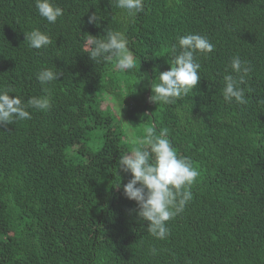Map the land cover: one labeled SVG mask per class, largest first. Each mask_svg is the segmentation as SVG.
Returning <instances> with one entry per match:
<instances>
[{"label": "trees", "instance_id": "obj_1", "mask_svg": "<svg viewBox=\"0 0 264 264\" xmlns=\"http://www.w3.org/2000/svg\"><path fill=\"white\" fill-rule=\"evenodd\" d=\"M55 3L64 12L50 24L35 0H0V88L50 99L47 110L27 109L31 119L0 125V264H264V0H144L132 16L114 0ZM93 13L97 24L88 22ZM34 28L51 36L47 49L24 41ZM107 30L127 37L133 70L83 52L87 34ZM189 32L215 45L197 56L198 85L173 104L150 103V82ZM235 55L253 66L247 105L222 94ZM44 68L58 80L41 86ZM147 127L166 128L200 173L166 240L129 214L136 202L122 186L130 174L117 168L133 147L129 133L139 140Z\"/></svg>", "mask_w": 264, "mask_h": 264}, {"label": "clouds", "instance_id": "obj_2", "mask_svg": "<svg viewBox=\"0 0 264 264\" xmlns=\"http://www.w3.org/2000/svg\"><path fill=\"white\" fill-rule=\"evenodd\" d=\"M114 4L125 10L128 16L142 13L145 7L144 0H114ZM35 7L39 15L50 24L55 23L64 12L55 0H35ZM88 22L97 24L98 17L95 13L89 16ZM24 34V41H27L29 48L47 49L52 44L51 36L39 28ZM84 40L83 52L95 64L117 57L118 69L130 71L136 67L134 54L128 48V40L123 32L107 30L103 38L87 34ZM214 48L215 45L206 35L192 32L179 35L171 48V67L156 75L158 82H150L149 102L173 104L177 99L187 96L201 79V64L197 56L207 55ZM229 67L232 72H226L223 76V98L229 103L235 101L237 105H247L246 92L251 93L253 89L243 85H246V77L252 72L253 66L235 55L231 58ZM60 75L61 73L51 68H44L37 73V80L44 86L58 80ZM13 92L11 88H0V125L31 119V113L27 110L29 108L42 111L50 107V99L46 96H33L24 101L18 95L11 96L10 93ZM258 103L264 105V99ZM120 110L121 106V114ZM144 131L145 136L139 140L129 133L133 147L118 158L117 168L124 174H130V179L122 186V194L128 200L136 202V207L130 209L129 214L135 213L138 221L142 222V227L144 221L148 222L147 233L157 240H166L170 235L167 222L183 212L192 199L191 186L197 182L200 173L191 158L177 153L168 138L166 128L160 130L159 135L152 127H147ZM115 186L120 188L121 180ZM157 252V248L149 247L151 255H156Z\"/></svg>", "mask_w": 264, "mask_h": 264}, {"label": "rangeland", "instance_id": "obj_3", "mask_svg": "<svg viewBox=\"0 0 264 264\" xmlns=\"http://www.w3.org/2000/svg\"><path fill=\"white\" fill-rule=\"evenodd\" d=\"M109 98L110 97H108L106 100H107V103H108V101H109ZM107 104L105 103V102H103L102 104H101V107H105ZM115 111V110H114ZM121 111V114H120V112H119V110H117L116 112H117V115H118V118L121 120V121H123V123H124V112L122 111V110H120ZM124 125H126L125 123H124Z\"/></svg>", "mask_w": 264, "mask_h": 264}, {"label": "water", "instance_id": "obj_4", "mask_svg": "<svg viewBox=\"0 0 264 264\" xmlns=\"http://www.w3.org/2000/svg\"><path fill=\"white\" fill-rule=\"evenodd\" d=\"M147 98H149V92H147Z\"/></svg>", "mask_w": 264, "mask_h": 264}]
</instances>
